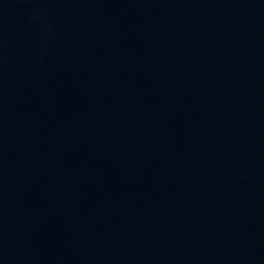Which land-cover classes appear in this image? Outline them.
Instances as JSON below:
<instances>
[{"label":"water","instance_id":"obj_1","mask_svg":"<svg viewBox=\"0 0 264 264\" xmlns=\"http://www.w3.org/2000/svg\"><path fill=\"white\" fill-rule=\"evenodd\" d=\"M0 264H264V0H0Z\"/></svg>","mask_w":264,"mask_h":264}]
</instances>
